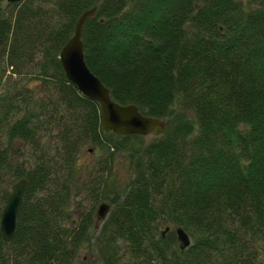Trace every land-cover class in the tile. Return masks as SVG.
<instances>
[{
  "label": "trees",
  "instance_id": "trees-1",
  "mask_svg": "<svg viewBox=\"0 0 264 264\" xmlns=\"http://www.w3.org/2000/svg\"><path fill=\"white\" fill-rule=\"evenodd\" d=\"M3 1L1 79L7 68L19 77L35 70L56 86L64 113L31 106L21 91L0 93V184L5 171L26 179L10 242L0 230V264H81L90 243L100 264H264V0ZM93 6L81 33L85 63L114 101L167 121L147 143L110 137L98 103L61 67L60 50ZM15 140L28 170L13 164ZM86 144L130 150L133 171L96 236L94 207L106 194L95 188L112 158L78 185L74 160ZM78 192L90 206L74 223L68 206ZM9 193L0 189V216ZM163 222L182 227L190 245L179 249L174 231L162 236Z\"/></svg>",
  "mask_w": 264,
  "mask_h": 264
},
{
  "label": "rangeland",
  "instance_id": "rangeland-1",
  "mask_svg": "<svg viewBox=\"0 0 264 264\" xmlns=\"http://www.w3.org/2000/svg\"><path fill=\"white\" fill-rule=\"evenodd\" d=\"M1 6L4 9L7 8V2L3 1L1 3ZM4 64L5 59L3 56H0V68H3ZM9 71H11V68H7L5 70V74L2 75V79L0 76V93H11L10 95H12V92L14 91H21L24 94H27V96H30L31 106L36 107L45 104L43 108H45L46 112H54L56 110V116L58 117V119L61 118V114L64 113V108L57 102L58 93L56 92V86L52 85L51 81L47 85L44 84L41 78H37L38 73L35 70H32L31 73H27L26 75H23L21 77L12 75ZM57 105L59 106L56 109L55 107ZM24 112L25 109L23 107L20 108V112L12 117V119L21 116ZM57 126L58 125L56 124L54 125L52 135L56 134V131L58 129ZM107 133L110 135V137L112 136V134H116L112 131H108ZM153 137L154 135L152 134L143 136L144 143L149 142ZM51 139L52 138L46 137L45 140L47 144H49V142L52 143ZM25 150V145L22 142L15 140L12 145V155H14L12 161L14 162L13 164L22 166L24 170H28L32 162L27 157H25V154L23 153ZM19 152H22L23 154L19 155ZM109 153L110 152L104 148L101 149L100 147H93L91 144H86L82 148H80V151H78V153L76 154L74 166L75 174L77 177V184L82 185L83 182L91 178L90 176L96 175L95 170L99 171V167L101 166L102 161L112 158V161L110 162L111 166L108 168L110 170L108 171L105 170L106 168H103V171H99V182L96 184L95 188V191H98V193L103 191V193L106 194L104 196L105 199L102 202L110 205L108 200L113 197L114 193H119L123 190L124 187H126L127 183L132 178L133 171L131 168L130 150L121 152L117 151L112 155H110ZM21 162H23L22 165ZM2 176L3 183L0 184V189H2V187H6L10 191L12 183L17 179L14 178V176L11 174V171H5ZM102 181L106 182L105 184L107 185V187L104 186ZM76 188L78 187L76 186L75 189ZM88 199L89 198L86 197L83 193L81 195V192H78L75 197H72V201L68 206V210L71 217L74 219V223L90 206ZM98 204H96L94 207V216ZM108 213L106 214V217ZM67 226H69L68 221ZM100 227L101 224L98 223L96 229L92 230V236L97 235ZM166 227L170 228L164 232L165 234H167L169 231H174L175 228L173 227V225L169 226L168 223L163 222L160 226V232H163ZM92 236H90L91 240H93ZM78 262H81V264H100L96 252L91 246V243L90 245L86 244L80 250Z\"/></svg>",
  "mask_w": 264,
  "mask_h": 264
},
{
  "label": "water",
  "instance_id": "water-1",
  "mask_svg": "<svg viewBox=\"0 0 264 264\" xmlns=\"http://www.w3.org/2000/svg\"><path fill=\"white\" fill-rule=\"evenodd\" d=\"M17 1L19 0H7V2ZM96 10L97 7L93 6L81 13L75 22L73 35L59 52V61L66 79L76 86L82 96L98 103L101 126L105 132L112 131L120 135H161L167 126V121L144 115L134 104H120L114 101L110 96L109 89L87 67L84 60L81 33L84 23L94 16ZM25 187V178H20L14 182L7 203L2 210L0 230L2 240L6 243L13 238L16 229V218L23 201ZM109 210V204L105 202L98 204L95 211L96 226L105 219ZM168 229L169 227H166L161 232L162 236L165 235L164 232ZM174 231L179 249L183 250L188 247L190 237L184 229L178 226L175 227Z\"/></svg>",
  "mask_w": 264,
  "mask_h": 264
},
{
  "label": "bare ground",
  "instance_id": "bare-ground-1",
  "mask_svg": "<svg viewBox=\"0 0 264 264\" xmlns=\"http://www.w3.org/2000/svg\"><path fill=\"white\" fill-rule=\"evenodd\" d=\"M111 206V205H110Z\"/></svg>",
  "mask_w": 264,
  "mask_h": 264
}]
</instances>
